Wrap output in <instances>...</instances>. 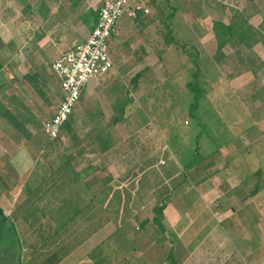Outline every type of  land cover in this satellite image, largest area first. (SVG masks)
I'll use <instances>...</instances> for the list:
<instances>
[{"label":"crops","instance_id":"obj_1","mask_svg":"<svg viewBox=\"0 0 264 264\" xmlns=\"http://www.w3.org/2000/svg\"><path fill=\"white\" fill-rule=\"evenodd\" d=\"M101 3L0 0V102L17 120L14 126L0 116V122L11 126L9 139L5 129L0 138L5 140L0 148V264H161L159 254L151 260L142 253L160 251L167 241L170 263L264 264V242H259L264 239V168L255 165L256 159L264 162V110L261 115L251 110L247 117L244 112L241 116L248 124L239 129L238 119L222 109L227 134L221 145L203 153L208 156L206 162L185 170L177 158L167 164L162 157L168 148L164 134H176L175 121L157 129L150 120L130 118L126 90L144 93L147 82L158 80L152 77L162 73L159 53L176 44L174 39L160 42L169 35L175 38L184 33L193 47L198 45L196 60L207 55L220 71L211 47H216L214 22L238 28L242 22L256 34L260 29L264 40V0H213L209 11H217L219 19L210 23L201 18L178 21L174 13L163 22L164 12H156L151 5H147L148 13L154 12L153 18L142 11L133 18L123 14L108 41L113 68L93 79L90 87L84 86L68 129L64 127L57 140L49 141L41 128L48 118L41 123L34 118L35 100L29 91L40 101H49L48 94L58 97L60 84L50 63L86 39ZM241 12L247 20L239 19ZM158 13L160 17L155 18ZM246 42L252 45L238 48L240 56L251 52L262 61L256 35ZM226 49L222 50L226 58H239L237 48ZM137 73L140 77L132 80ZM241 73L253 74L246 69ZM29 74L32 77H25ZM121 80L125 83L120 84ZM39 126L40 131H33ZM130 139L138 140L137 147L130 146ZM236 141L243 153L231 155ZM54 142L60 145L50 146ZM5 144L10 152L3 151ZM218 151L221 166H213L220 153L213 160L209 157ZM164 193L167 202L162 213L168 236L154 224L146 228L147 218L126 227L129 218L147 210L153 223V206L161 203ZM218 200L221 226L209 227L206 204ZM183 221H188L186 227ZM123 225L126 234L121 230V237H114ZM209 250L217 253L214 261ZM177 252L185 256L180 261L175 258Z\"/></svg>","mask_w":264,"mask_h":264},{"label":"rangeland","instance_id":"obj_2","mask_svg":"<svg viewBox=\"0 0 264 264\" xmlns=\"http://www.w3.org/2000/svg\"><path fill=\"white\" fill-rule=\"evenodd\" d=\"M212 1L213 0H155V2H153L152 0H146V4L155 6L156 12H160V10L164 12V18L162 19L163 22L166 20L169 13H174L176 20L178 21L180 19L197 21L201 18L203 20L209 19L208 22L210 23L214 20L216 21V19H219L217 16V11V13L213 12L215 10L209 11V3ZM147 15L151 18L155 16L154 12L151 11ZM240 15L243 17L246 16V14L242 12ZM159 17L160 14L158 13L155 18ZM121 18L122 17H120L119 20ZM157 21L159 22V20ZM215 29L221 31L222 27H216ZM144 35L146 36L147 33H144ZM220 35L221 37H225L222 33ZM169 36H166L167 39L161 38L160 42L163 43L166 40L165 43L168 44L174 39L176 46L174 45L169 47L168 50L159 53L162 56V73L152 77V79L156 78L158 80L154 81L152 84L147 82L148 87L145 89L144 93H141V91L137 93L134 91V89L133 92H131L132 88L129 89L127 87L126 90L129 92V99L131 102L128 107L131 114L130 118L134 117L138 121H142L144 123L150 120L151 123L157 127V129L160 126H164V124L169 121H175L176 134H164L166 137L164 141L166 142L168 148L162 151V157L164 158L165 162H167V164L171 163L172 158H177L179 162L186 164L189 162V160H194V157H199L197 152L194 150L195 145H198L200 148L199 154H201V156L204 152L206 153L209 150L216 149L221 145L224 132L227 134V129H225L224 123L221 122V114L223 115V110L226 111L227 116L230 115V117H235L238 119L236 120L235 124L237 123L238 126H241L239 129L244 128L248 124L245 123L247 119L241 116L244 114V112L245 117H247V113H250L251 110H255L253 114L261 115L260 111L264 110V59H262V62L255 74H232L234 71L232 68H234L237 64L236 59L228 60L224 67H221V70L219 69L221 71L220 72L218 69H216L213 61L207 59L208 56L206 54V56L200 58V60H196L197 58L195 57L198 55L196 47L198 48V45L193 47L192 40H186L184 33L182 36L180 34L175 38L171 36L172 38L170 40L168 39ZM146 38H149V36L147 35ZM233 46V43H229L226 45V50L229 51L230 49L231 52L232 49L233 52L235 49ZM211 47L214 51L215 47L213 44ZM256 49L257 52L264 57V44L258 43ZM230 74L232 75L229 77L228 75ZM224 77L226 78L225 80ZM95 81L96 80H90V82L87 83V86L90 87V85H92ZM119 83L123 84L125 82L121 80ZM188 83L190 84L189 86ZM259 89L261 90L260 93L263 92V94H259ZM29 92L35 100H32L35 109L31 108V110H34V118L39 121V123L49 118L53 114L58 104V98L62 97L61 91L58 92V97L53 94H48L49 101L46 102L36 100L38 98L35 92ZM18 93L21 94L20 91ZM26 93L28 94V92H25L24 94ZM255 93H257V97L253 100L252 96ZM36 105L37 107H35ZM125 115L126 112L124 116ZM240 116L243 119H240ZM2 121L0 122V138L1 136H5L2 134V129H5V133L9 139V131H11V126H9L10 124L8 125ZM184 121L186 122L184 123ZM66 122H69V119ZM137 126L140 125L137 124ZM74 128L75 123L72 122L70 125V130L73 131ZM32 129L33 131H40V126L38 129ZM3 142H5V140H3ZM3 142L0 139L1 150L4 146ZM137 144V139H130V146H136ZM5 145L7 146L3 149V151L10 152L9 144ZM59 145V143L54 142V145L51 144L50 146L58 147ZM231 145L233 147L231 155L234 153L237 155L243 153V146L240 141H236V145ZM219 153L220 151L214 154L213 157H209V159L212 158L213 160L215 156H218ZM241 156L242 155L236 156V158ZM4 158L6 159V157ZM216 159L217 157L215 158L214 164L212 165L221 166V153L217 161ZM246 161L249 163L248 160ZM255 161L256 166L264 168V162H260V160L257 161V159ZM203 163L204 162H202V164ZM195 165L197 166L199 163L197 162ZM191 189L195 188L191 186ZM175 190L176 189H174V191ZM173 193L171 190L169 194V200L172 199ZM162 197L158 201L166 203L167 201L165 198V193L162 194ZM206 209L208 210L207 213H209L211 217V219L208 220V226H219L221 223V211H219L221 209V201L218 200L216 202L214 201L206 204ZM150 216L151 212L147 210V212L139 214L138 218H129L126 221V227L131 225L133 228V225L136 223L140 225L139 222L141 220L137 222L138 219L146 220L147 218L145 227L152 229L154 223H150ZM188 221H183L182 226L186 227ZM162 222L164 224V228L166 229L164 234L168 236L169 229L167 228V224L164 223V220H162ZM142 229H144V227H142ZM121 230L125 235L128 229H125V225H123V227L121 226L119 229L117 228L114 237H121ZM134 232L136 233L138 231ZM133 236L134 235L132 234L131 238H133ZM164 239L165 238L163 237V240ZM262 241L264 242V239H261L259 242ZM209 243L211 244L212 240H210ZM168 246L169 245L167 241L165 242L164 248L162 247L160 251L153 252V250L148 249L142 253V256L146 257V259L152 260L159 254L162 259L161 264H170V260L166 258V254L169 249ZM211 246L212 244L209 247ZM96 252H98V250L95 251V254ZM175 254V258L179 261L181 257H185L183 256L182 252H177ZM209 256L214 261L217 258V253L213 250H209ZM132 257L133 256L129 257V259ZM115 262L117 261L115 260Z\"/></svg>","mask_w":264,"mask_h":264},{"label":"built area","instance_id":"obj_3","mask_svg":"<svg viewBox=\"0 0 264 264\" xmlns=\"http://www.w3.org/2000/svg\"><path fill=\"white\" fill-rule=\"evenodd\" d=\"M137 11L149 12L146 0H102L86 39L52 59L50 67L59 80L62 98L52 116L42 124L49 141L59 138L84 86L113 68L108 40L116 31L117 20L123 14L136 17Z\"/></svg>","mask_w":264,"mask_h":264},{"label":"trees","instance_id":"obj_4","mask_svg":"<svg viewBox=\"0 0 264 264\" xmlns=\"http://www.w3.org/2000/svg\"><path fill=\"white\" fill-rule=\"evenodd\" d=\"M97 12V11H96ZM96 17H97V13H96ZM239 19L245 21L247 19H245L243 16H239ZM216 27H222L221 31L220 30H216L215 28ZM213 30H214V37H215V40H216V47H215V51H214V54H213V59L215 62H217L221 67H224V65L226 64V62L230 59H232L233 57H230V58H226L225 57V54L223 53V48L230 42V41H233V47L237 48H240V47H248L249 45H252L250 44L249 42H246L247 39H249V36H255L256 35V39L259 40L262 44H264V40L262 39V33L259 29V31H257V34L254 33L252 30L253 28L251 26H248L247 24H245V26L243 25L242 22H240V26L239 28L238 27H234L230 24L228 25H224V24H221V22H214V25H213ZM223 34L225 37H221L220 34ZM249 53L251 55H249ZM248 54H246L245 56H240L241 53L239 52V50L237 51V55L239 56V58H235L236 59V65L234 67V71L232 74H236V73H239L240 71H242L243 69H246V70H249L251 71L253 74H255V72L257 71V69L259 68L260 64H261V60H259L258 57H255L253 55V53L249 52ZM228 75L229 77L232 75ZM25 77L27 78H30L32 77L31 74L29 75H26ZM140 77V74H135L133 77H132V80H137L138 78ZM190 84L188 83V86ZM260 90V89H259ZM261 90L259 91V94H263L260 93ZM253 95V94H252ZM257 97V93H255L253 96H252V99L254 100L255 98ZM80 98V97H79ZM74 109V108H73ZM72 115V113H71ZM70 115V116H71ZM0 116L2 117H5L7 118V121L11 122L14 126H16L17 124V120L15 117H12L11 118V113L10 111L8 110V108H6L1 102H0ZM70 116H69V121H70ZM10 119V120H9ZM36 125H38V123L36 122ZM68 125H69V122H65L64 126L62 127V129L65 127H67L68 129ZM42 128V127H41ZM42 131H43V128H42ZM219 147V146H218ZM218 147L216 149H218ZM199 147L198 145H195L194 147V150L195 152H197L198 156L199 157H194V160H189V162H187L185 165H184V168L185 170L193 167L197 162L200 163V162H206L207 161V157L208 156H201V154H199ZM165 202H161V203H158V204H155L153 206V211H154V216L152 217V222L154 223V225L157 227L158 231L162 233V235L165 236V231L166 229L164 228V225H163V209L165 207ZM3 217V213L0 214V221H1V218ZM170 252H167L166 254V258L170 259ZM170 264H175L174 262L171 261Z\"/></svg>","mask_w":264,"mask_h":264},{"label":"water","instance_id":"obj_5","mask_svg":"<svg viewBox=\"0 0 264 264\" xmlns=\"http://www.w3.org/2000/svg\"><path fill=\"white\" fill-rule=\"evenodd\" d=\"M2 213L1 209H0V214Z\"/></svg>","mask_w":264,"mask_h":264}]
</instances>
